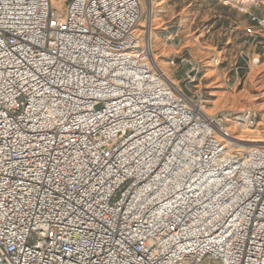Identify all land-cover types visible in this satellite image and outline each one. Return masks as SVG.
Here are the masks:
<instances>
[{
  "label": "built area",
  "instance_id": "2783aa9c",
  "mask_svg": "<svg viewBox=\"0 0 264 264\" xmlns=\"http://www.w3.org/2000/svg\"><path fill=\"white\" fill-rule=\"evenodd\" d=\"M141 19L0 0V264H264V142L222 141L257 113L206 116L199 64L183 92Z\"/></svg>",
  "mask_w": 264,
  "mask_h": 264
},
{
  "label": "rangeland",
  "instance_id": "374dc122",
  "mask_svg": "<svg viewBox=\"0 0 264 264\" xmlns=\"http://www.w3.org/2000/svg\"><path fill=\"white\" fill-rule=\"evenodd\" d=\"M139 1L144 26L150 3ZM152 1V50L161 71L184 92L190 67L181 61L198 63L202 75L196 88L206 98L205 108L212 109L211 114L232 111L236 116L254 110L255 128H236L229 123L225 128L233 137L251 134L264 141V32L257 29L253 40L247 35L250 15L264 19V0ZM254 58H259V64L251 66ZM171 60L174 66L169 64Z\"/></svg>",
  "mask_w": 264,
  "mask_h": 264
},
{
  "label": "bare ground",
  "instance_id": "6f19581e",
  "mask_svg": "<svg viewBox=\"0 0 264 264\" xmlns=\"http://www.w3.org/2000/svg\"><path fill=\"white\" fill-rule=\"evenodd\" d=\"M149 3H150V8H149V18H148V23H147V28L150 32V39H151V43H153L154 41V14H153V1L152 0H148ZM143 25V24H142ZM153 56H154V59L156 61V65L157 67L159 68V70H161V68L159 67L158 65V62H157V59L154 55V52H153ZM163 72V71H162ZM164 74H166L167 76V73L163 72ZM168 78V77H167ZM169 79V78H168ZM170 80V79H169ZM204 110V113L206 116H213L214 114H211L213 112L212 109H209L207 110V108H203ZM218 134V133H217ZM229 135V133H228ZM231 138L230 139H222V141H236L240 146L242 147H246V148H250V147H254L258 144H261L263 143L264 141L260 140V138L258 139L257 137L255 136H252L251 134H243L241 136H238V137H234L232 138L231 135H229ZM260 137V136H259Z\"/></svg>",
  "mask_w": 264,
  "mask_h": 264
},
{
  "label": "crops",
  "instance_id": "0c3cea01",
  "mask_svg": "<svg viewBox=\"0 0 264 264\" xmlns=\"http://www.w3.org/2000/svg\"><path fill=\"white\" fill-rule=\"evenodd\" d=\"M171 73L173 74V71H171Z\"/></svg>",
  "mask_w": 264,
  "mask_h": 264
}]
</instances>
